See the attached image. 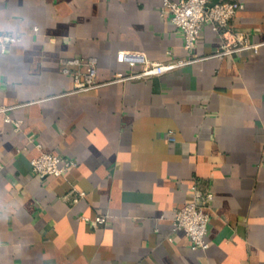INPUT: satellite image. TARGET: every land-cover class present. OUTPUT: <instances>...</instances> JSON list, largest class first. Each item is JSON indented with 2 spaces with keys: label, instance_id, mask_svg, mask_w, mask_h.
I'll return each instance as SVG.
<instances>
[{
  "label": "crops",
  "instance_id": "crops-1",
  "mask_svg": "<svg viewBox=\"0 0 264 264\" xmlns=\"http://www.w3.org/2000/svg\"><path fill=\"white\" fill-rule=\"evenodd\" d=\"M164 1L0 0L19 37L0 49V264H264V0L232 20L258 51L223 58L212 25L187 49ZM122 49L199 60L121 79L140 68ZM75 56L97 59L100 86L74 91ZM41 152L77 165L36 175ZM196 185L214 194L207 248L175 229Z\"/></svg>",
  "mask_w": 264,
  "mask_h": 264
},
{
  "label": "built area",
  "instance_id": "built-area-1",
  "mask_svg": "<svg viewBox=\"0 0 264 264\" xmlns=\"http://www.w3.org/2000/svg\"><path fill=\"white\" fill-rule=\"evenodd\" d=\"M245 5L239 0H165L161 12L169 15L172 21L180 27L185 36V47L190 51L196 46L199 35L206 25L218 32L221 43L212 56L226 57L238 54L246 50L258 51L262 43L251 41L249 34L233 29L232 20L236 13ZM19 39L18 36L0 32V49L6 51L10 43ZM120 59L132 66H139L138 70L132 71L121 79H138L152 77L199 60V57L191 53L190 56L167 61L152 60L146 52L141 50L122 49L119 53ZM95 57L75 56L62 59L63 71L71 73L74 77L75 92L86 91L101 85L97 79L98 65ZM3 82L0 79V88ZM10 107H1L0 113L8 111ZM13 122L17 130L21 129V121L14 120L11 116L6 117ZM32 171L39 176L62 175L77 162L52 152H41L31 160ZM2 165H0V168ZM196 197L192 202L180 207L175 217V229H184L194 248H207L209 242L206 239L210 214L207 207L213 192H202L195 187ZM84 194V193H82ZM94 225L105 224L108 216L104 214L82 216Z\"/></svg>",
  "mask_w": 264,
  "mask_h": 264
}]
</instances>
